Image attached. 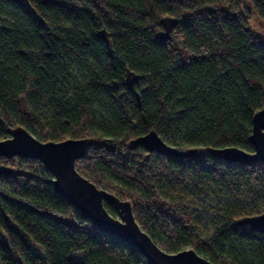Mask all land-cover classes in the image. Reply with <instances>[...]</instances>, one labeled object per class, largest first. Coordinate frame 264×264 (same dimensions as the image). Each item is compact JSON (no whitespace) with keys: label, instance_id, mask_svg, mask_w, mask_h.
<instances>
[{"label":"trees","instance_id":"1","mask_svg":"<svg viewBox=\"0 0 264 264\" xmlns=\"http://www.w3.org/2000/svg\"><path fill=\"white\" fill-rule=\"evenodd\" d=\"M250 2L264 22V0ZM241 7V0H0V139L16 125L41 140L93 137L76 169L128 199L163 249L191 247L214 264H264V232L231 224L258 213L250 190L264 192V162L201 152L253 151L264 34L248 26L250 11ZM165 15L177 21L162 39ZM127 69L141 75L138 99L126 87ZM149 130L182 153L130 143ZM0 164L15 169L0 174V264H149L66 203L38 159L0 155ZM217 185L224 198L208 205ZM104 206L116 215L113 204ZM192 206L210 215L203 235Z\"/></svg>","mask_w":264,"mask_h":264},{"label":"water","instance_id":"2","mask_svg":"<svg viewBox=\"0 0 264 264\" xmlns=\"http://www.w3.org/2000/svg\"><path fill=\"white\" fill-rule=\"evenodd\" d=\"M176 21L177 18L170 15L161 17L162 29L157 36L162 39L168 38ZM100 35L105 38L103 31ZM139 77H141L140 74L127 69L126 87L134 91L133 83ZM134 92L138 99V93ZM249 140L253 145L252 152L234 145L202 147L201 152L239 163L257 160L264 162V104L252 115ZM95 141L90 136L41 140L23 126L16 125L10 129L8 136L0 139V155L38 159L51 174L47 179L48 182L66 203L78 210L94 229L114 235L136 248L149 264H214L191 247H184L177 251L163 249L135 220L128 199H121L106 188L97 186L76 169L75 160L84 157L88 147ZM130 143L142 144L145 149L154 150L163 155L178 156L182 153L166 143L155 130H149L131 139ZM14 173L13 167L0 164V174L13 175ZM104 202L115 206L116 215H112L106 209ZM231 224L244 226L248 231L264 232V211L240 216Z\"/></svg>","mask_w":264,"mask_h":264},{"label":"rangeland","instance_id":"3","mask_svg":"<svg viewBox=\"0 0 264 264\" xmlns=\"http://www.w3.org/2000/svg\"><path fill=\"white\" fill-rule=\"evenodd\" d=\"M241 6H242L241 7L242 9L243 7H245V8H248L250 11V15L248 17V26L264 34V22L262 18L260 17V15L253 9V6L250 0H241ZM223 191L224 189L220 185H217V187H212L211 190L207 192V195L204 198V201L208 205H212V206L221 202L222 199L224 198ZM250 191L253 193V196L255 197V202H256L255 209H257L258 212L264 211V192H262L259 189H253V188ZM242 201L246 205L253 207L252 203L246 197L245 194L242 196ZM191 209L195 211V214L199 217L201 224H202L198 230L199 234L203 235L204 234L203 230H206V231L211 230L212 225L210 222V215H208L205 212H202L199 208H196L194 206H192Z\"/></svg>","mask_w":264,"mask_h":264}]
</instances>
